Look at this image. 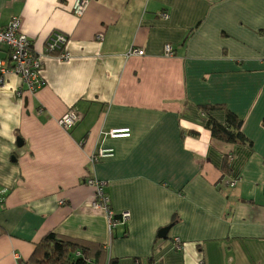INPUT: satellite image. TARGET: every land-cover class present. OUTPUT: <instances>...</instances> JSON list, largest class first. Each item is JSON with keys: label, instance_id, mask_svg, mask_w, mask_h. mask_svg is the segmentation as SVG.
<instances>
[{"label": "crops", "instance_id": "1", "mask_svg": "<svg viewBox=\"0 0 264 264\" xmlns=\"http://www.w3.org/2000/svg\"><path fill=\"white\" fill-rule=\"evenodd\" d=\"M75 1L0 0V28L21 19L45 80L0 86V264L27 262L51 233L117 264H264V0H88L81 17ZM55 32L68 60L45 54ZM205 106L234 113L247 142L214 140L205 120L225 111ZM70 110L82 120L66 131ZM100 149L115 157L92 164ZM89 177L126 225L90 208Z\"/></svg>", "mask_w": 264, "mask_h": 264}, {"label": "built area", "instance_id": "2", "mask_svg": "<svg viewBox=\"0 0 264 264\" xmlns=\"http://www.w3.org/2000/svg\"><path fill=\"white\" fill-rule=\"evenodd\" d=\"M88 5V0H76L73 5V13L78 17L83 16ZM163 17L167 19L168 15L164 14ZM101 37L98 36L97 39H101ZM67 41L65 35L58 32L53 33L47 42L45 54L56 56L61 60H68L69 55L65 52ZM165 52L167 56H173L170 46H166ZM130 54L143 56L144 52L132 50ZM43 68L41 55L34 51L31 40L21 32V19L18 17L12 18L6 27L0 28V86L4 85L8 75L15 74L22 79L26 89L34 93L45 86V80L42 76ZM81 120L82 116L77 111L70 110L59 120V125L64 130L70 131ZM108 135L112 139L126 138L130 136V130H112ZM114 157V149H100L91 158V163L97 164ZM86 183L94 191L89 206L93 211L103 212L107 216L110 231L129 222V212L116 214L112 209L110 197L105 191L107 183L93 177H89ZM235 184V181L229 183L231 187L235 186ZM7 195L8 190L0 188V209L4 205ZM175 248L178 251L182 250L181 242L178 239L175 240Z\"/></svg>", "mask_w": 264, "mask_h": 264}, {"label": "trees", "instance_id": "3", "mask_svg": "<svg viewBox=\"0 0 264 264\" xmlns=\"http://www.w3.org/2000/svg\"><path fill=\"white\" fill-rule=\"evenodd\" d=\"M202 109L208 115L215 110L225 111L223 123L212 116L205 120V128L211 132L214 140L228 144L247 142L242 131L243 121L234 113L220 106H205ZM20 264H117V261L109 257L106 246L63 238L51 233L38 244L32 257Z\"/></svg>", "mask_w": 264, "mask_h": 264}, {"label": "water", "instance_id": "4", "mask_svg": "<svg viewBox=\"0 0 264 264\" xmlns=\"http://www.w3.org/2000/svg\"><path fill=\"white\" fill-rule=\"evenodd\" d=\"M20 143H21V140L18 139V144L21 145ZM170 230H171V226L166 227V228H163V229L159 232V235H158L159 239H167Z\"/></svg>", "mask_w": 264, "mask_h": 264}, {"label": "clouds", "instance_id": "5", "mask_svg": "<svg viewBox=\"0 0 264 264\" xmlns=\"http://www.w3.org/2000/svg\"><path fill=\"white\" fill-rule=\"evenodd\" d=\"M5 134H7V133H5Z\"/></svg>", "mask_w": 264, "mask_h": 264}]
</instances>
